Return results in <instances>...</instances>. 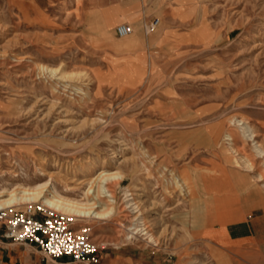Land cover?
I'll return each instance as SVG.
<instances>
[{
	"label": "rangeland",
	"instance_id": "rangeland-1",
	"mask_svg": "<svg viewBox=\"0 0 264 264\" xmlns=\"http://www.w3.org/2000/svg\"><path fill=\"white\" fill-rule=\"evenodd\" d=\"M97 1L140 7L133 33L106 28ZM223 146L264 183V0H0V191L48 183L84 201L95 172H121L113 201L92 199L107 217L75 214L98 264H214L177 251L210 211L183 166L230 164Z\"/></svg>",
	"mask_w": 264,
	"mask_h": 264
},
{
	"label": "crops",
	"instance_id": "crops-1",
	"mask_svg": "<svg viewBox=\"0 0 264 264\" xmlns=\"http://www.w3.org/2000/svg\"><path fill=\"white\" fill-rule=\"evenodd\" d=\"M92 11L106 28L128 22L141 13L136 4L109 5L97 1ZM222 155L214 153L185 164L193 196L210 203L207 214L194 215L177 251L183 261L205 253L214 264H264V183L251 178L249 168L235 159L223 146ZM200 167L209 171L193 172ZM241 166V167H238ZM246 169V170H244ZM0 225V264H50L42 262V254L32 243H16L2 236Z\"/></svg>",
	"mask_w": 264,
	"mask_h": 264
},
{
	"label": "built area",
	"instance_id": "built-area-1",
	"mask_svg": "<svg viewBox=\"0 0 264 264\" xmlns=\"http://www.w3.org/2000/svg\"><path fill=\"white\" fill-rule=\"evenodd\" d=\"M159 19L154 17L143 23L146 32L153 30ZM132 25L126 22L114 26L118 36L129 35ZM76 215L54 209L39 201H27L23 206L0 207L2 236L16 243L34 244L42 257L65 263L98 264L99 245L91 238L89 223L76 224Z\"/></svg>",
	"mask_w": 264,
	"mask_h": 264
},
{
	"label": "bare ground",
	"instance_id": "bare-ground-1",
	"mask_svg": "<svg viewBox=\"0 0 264 264\" xmlns=\"http://www.w3.org/2000/svg\"><path fill=\"white\" fill-rule=\"evenodd\" d=\"M132 33H133V31L130 34H132ZM126 36H128V35H126ZM41 68L43 70H47L49 72L51 71L52 73L55 71V69H51V68L49 69L48 67H44V66L41 67ZM244 124L245 123H243V122H239L238 123V125L241 126V130H243V131L247 130V125H244ZM251 136L253 138L254 134L251 135ZM229 140L232 142V138L231 137H229L228 141ZM235 145H236V143H235ZM231 146H232V148L234 147L233 143L231 144ZM257 146L258 145H256V147ZM236 150H235V152H236ZM260 154H262V153H260ZM245 161L248 162L249 165H250V162H249L248 159H245ZM122 178H123V175L119 171H117V172H108L106 170H101V171L95 172L93 174V176L91 178H89V180H88V183L91 184V185L89 186V188L85 192L84 201H82L80 199L68 198V197L64 196L63 194H61V192L59 191L58 188H56L54 186L50 187L48 183H46V184H37L36 186H33V187H21V188L13 189V190H10V191L5 189V190H1L0 191V207H6V206H9V205L17 206L18 204H15V202H17V201H19V202H22V201L27 202V201L38 200V198H44L43 202L46 203L47 205H49L50 207L54 208V209L59 208V209H61L64 212L74 213V214L79 215V216H92V217H94L96 219H102L107 214V212H105L106 211L105 207H102V208L98 209V206L96 207L94 205L92 199L98 200V194H101V195L103 194L105 197L110 198V201H113L112 200L113 197L109 193V189H108L107 184L109 182L117 183V181L122 179ZM93 183H96V187H97L96 189L97 190H95V185H93ZM176 183L178 184V182H176ZM92 185H93V187H92ZM72 187H69V188L71 189ZM4 194H6V198L3 197ZM128 196H129V194H128ZM133 201H134V199H133ZM129 203H127L128 207L134 206L131 209V211H132L131 213L136 212V206H135L136 202L130 203V204ZM102 204H103V202H102ZM99 205H101L100 201H99ZM106 217H107V215H106ZM137 230L142 231L144 229H142V228L141 229H136L135 226L134 227H129V231L131 232V234H135V232H137ZM147 241H148V239H147Z\"/></svg>",
	"mask_w": 264,
	"mask_h": 264
}]
</instances>
